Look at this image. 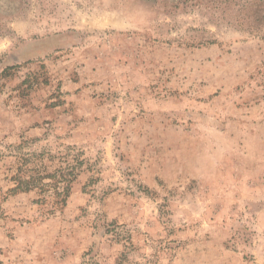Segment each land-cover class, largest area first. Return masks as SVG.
<instances>
[{"label":"rangeland","instance_id":"obj_1","mask_svg":"<svg viewBox=\"0 0 264 264\" xmlns=\"http://www.w3.org/2000/svg\"><path fill=\"white\" fill-rule=\"evenodd\" d=\"M0 264H264V0H0Z\"/></svg>","mask_w":264,"mask_h":264},{"label":"trees","instance_id":"obj_2","mask_svg":"<svg viewBox=\"0 0 264 264\" xmlns=\"http://www.w3.org/2000/svg\"><path fill=\"white\" fill-rule=\"evenodd\" d=\"M67 175L73 177V173L71 170L66 173L63 171H55L54 173H44L39 174L38 176H31L29 180L22 178L20 175L16 174L13 178L15 180L16 185L13 188H10V191L15 193L17 191H26L33 187H39L41 190H45L46 186L53 188L55 196H57L56 203H64L69 193V184L71 182V178H67ZM46 177L55 178L53 183H43L41 179ZM61 184V186H59Z\"/></svg>","mask_w":264,"mask_h":264}]
</instances>
